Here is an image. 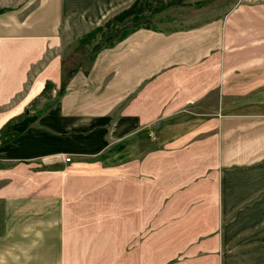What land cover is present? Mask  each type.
Segmentation results:
<instances>
[{"label": "crops", "instance_id": "0c3cea01", "mask_svg": "<svg viewBox=\"0 0 264 264\" xmlns=\"http://www.w3.org/2000/svg\"><path fill=\"white\" fill-rule=\"evenodd\" d=\"M147 1L0 0V264H264V0Z\"/></svg>", "mask_w": 264, "mask_h": 264}, {"label": "trees", "instance_id": "16d2710c", "mask_svg": "<svg viewBox=\"0 0 264 264\" xmlns=\"http://www.w3.org/2000/svg\"><path fill=\"white\" fill-rule=\"evenodd\" d=\"M159 9V0H148L147 1V10L149 12L155 11ZM102 32V27H96L92 29L87 34L83 35L81 38H79L76 42V46L74 49H72V52H70L69 55H66L62 58V64H61V86L60 89L57 90L53 95H50L52 91L56 90L55 85L47 81L45 84L44 89L40 93L38 97H36L33 102H31L22 115L19 117L28 116L30 109L33 108L36 101H38L40 98H44L48 96L49 98H53L54 100L59 99L61 96H63L66 85L69 83L71 78L73 77L74 73H76L78 70H82L85 73L90 70L91 63L94 60V54L91 53L90 49L91 46L98 40L99 35ZM0 146L2 144L8 143L10 140L15 138L14 136H3L1 134L0 130Z\"/></svg>", "mask_w": 264, "mask_h": 264}, {"label": "rangeland", "instance_id": "374dc122", "mask_svg": "<svg viewBox=\"0 0 264 264\" xmlns=\"http://www.w3.org/2000/svg\"><path fill=\"white\" fill-rule=\"evenodd\" d=\"M86 34H87V33H86ZM97 41H98V40H97ZM97 41H96V42H97ZM96 42H95V43H96ZM95 43H94V44H95ZM94 44H93V45H94ZM93 45H92V46H93ZM92 46H91V47H92ZM73 49H74V48H73ZM70 52H72V49H70L69 52H68L66 55H69ZM92 54H93V53H92ZM50 95H51V94H50ZM43 99L46 100V101H50L49 94H48V96L44 97ZM39 107H41V105H39ZM0 140H1V137H0Z\"/></svg>", "mask_w": 264, "mask_h": 264}, {"label": "built area", "instance_id": "2783aa9c", "mask_svg": "<svg viewBox=\"0 0 264 264\" xmlns=\"http://www.w3.org/2000/svg\"><path fill=\"white\" fill-rule=\"evenodd\" d=\"M62 160L65 161V162H71V157L69 155H62Z\"/></svg>", "mask_w": 264, "mask_h": 264}]
</instances>
